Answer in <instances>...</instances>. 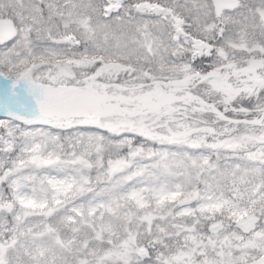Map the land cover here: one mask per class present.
Listing matches in <instances>:
<instances>
[{"label":"snow or ice","instance_id":"snow-or-ice-1","mask_svg":"<svg viewBox=\"0 0 264 264\" xmlns=\"http://www.w3.org/2000/svg\"><path fill=\"white\" fill-rule=\"evenodd\" d=\"M0 264H264V0H0Z\"/></svg>","mask_w":264,"mask_h":264}]
</instances>
